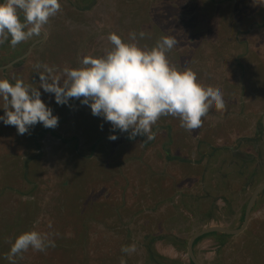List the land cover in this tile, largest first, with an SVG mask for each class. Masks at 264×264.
Here are the masks:
<instances>
[{
  "label": "rangeland",
  "instance_id": "rangeland-1",
  "mask_svg": "<svg viewBox=\"0 0 264 264\" xmlns=\"http://www.w3.org/2000/svg\"><path fill=\"white\" fill-rule=\"evenodd\" d=\"M60 3L61 10L43 29L46 41L36 45L25 60L0 70V79L13 83L22 79L26 85L38 87L36 64L79 67L83 57L102 56L111 49L107 37L113 32L128 42L129 33L136 32V42L148 48L161 37L171 36L177 43L167 53L169 62L180 71L197 69L201 84L220 89L226 108L210 109L202 118V127L194 132L185 131L177 118L168 116L153 127L156 135L150 141L142 137L131 140L118 130L105 132L109 134L100 138L98 132L111 129L110 123L93 116L90 107L78 100H71V107L59 105L54 94L40 88L41 99L59 117L56 128L37 124L30 134L19 135L16 127L0 121V179L13 180L10 172L18 174L28 155H39L37 173L31 181H24L19 191L14 183L0 186V202L8 206L1 204L0 223L11 225L9 235L14 236L30 230L51 234L54 228L63 242L55 247L68 248L74 242L97 260L110 247L116 250L115 257L122 246L135 244L136 251L128 255L131 264H147L144 237L149 235L154 238L155 264H189L181 241L187 242L206 226H241L250 196L264 181V131L260 128L264 112V6H253V0ZM191 27L193 33L197 29L196 42L186 40L185 30ZM209 28L213 39L206 38ZM140 32L150 39L140 41ZM27 46L28 42L2 48L0 64L11 61ZM96 119L103 122V130L98 124L91 127ZM110 134L118 139L110 141ZM228 147L248 151L251 161L221 152L210 158L212 148L226 152ZM255 204L250 223L261 231L264 192ZM246 230L234 235L239 247L233 244L229 260L244 254L245 242L251 244L253 253L249 256H262L260 249L253 250L256 235ZM169 235L178 237L179 246ZM216 244L213 236L197 244L196 254L202 263L219 260ZM77 254L84 255L79 250ZM47 259L46 252L29 249L18 264H47Z\"/></svg>",
  "mask_w": 264,
  "mask_h": 264
},
{
  "label": "clouds",
  "instance_id": "clouds-1",
  "mask_svg": "<svg viewBox=\"0 0 264 264\" xmlns=\"http://www.w3.org/2000/svg\"><path fill=\"white\" fill-rule=\"evenodd\" d=\"M253 6H264V0H253ZM61 10L60 0H0V44L11 37V47L33 37L42 30ZM20 13L23 14V20ZM145 37L144 32L139 38ZM111 49L102 56H85L76 68L48 64H36L40 76L38 87L26 85L22 79L15 83L0 79V99L4 115L0 121L14 126L19 135L30 134L37 124L56 128L59 117L41 99L40 88L54 94L59 105L78 100L90 107L93 116L111 124V131L127 133L135 140L155 138L153 127L162 117H174L185 131L194 132L202 127L209 110L223 111L226 103L219 88L204 86L197 74L190 70L180 71L172 65L167 53L175 46L174 37L163 36L151 47H141L137 33H129L125 41L119 34L107 37ZM42 69V70H41ZM103 130V124L100 125ZM110 141L118 136L110 134ZM52 227L51 223L48 225ZM56 246L50 233L30 230L18 235L6 255L9 264H17V257L29 249L46 252ZM136 245H125L121 252L131 255ZM120 264H127L123 256Z\"/></svg>",
  "mask_w": 264,
  "mask_h": 264
},
{
  "label": "trees",
  "instance_id": "trees-1",
  "mask_svg": "<svg viewBox=\"0 0 264 264\" xmlns=\"http://www.w3.org/2000/svg\"><path fill=\"white\" fill-rule=\"evenodd\" d=\"M195 31L197 32V29H195ZM185 32H186V35H185L186 40H188L190 42H196L197 33L192 32V27L189 30L188 29L185 30ZM205 33H206V38H209V39L215 38L213 36L214 33L211 30V28H209V30L206 31ZM145 37H148V36L145 34ZM144 38L139 39V40L140 41L144 40ZM148 38L150 39V37H148ZM27 50H28V46L26 48H24L23 52H26ZM196 52H197L196 49L193 50L194 54ZM192 71H195L197 74V78H199V76H198L199 73L197 72L198 70L194 69ZM93 121L94 122H92V121L91 122L95 126L91 123V127L97 128V124H98V128H99L100 125L103 124V122L100 121V119H96V121L95 120H93ZM110 130L111 129L106 127L105 130H103V132H98L99 137L101 138V136L104 137L106 134H109V133H106V134H104V133L109 132ZM96 134H97V131H96ZM96 134H93V135L96 136ZM37 147H38V145H37ZM220 148H222V147H220ZM216 149L212 148L210 150V152H209L210 158L213 157V154L215 156L216 154H218L220 152L224 153V154L229 153V154L234 155L236 157L242 156V157L247 158L246 154L244 152H241L239 147H230L228 149V151H226V152H224L222 149H219L217 152ZM93 150H95V147H93ZM38 157H39V155H28L25 158V160L23 161V167L24 168L22 167V169H20V171H18V174L16 172H10V175L15 177V178L13 180H10V181H5L4 179H0V186L3 185L5 187H7V186H11V184L14 183L17 185V190L19 191L20 188L24 186V184H23V183H25L24 181H27V180L31 181V178H33L35 176V174L37 173L38 166H39V163L37 161ZM250 177H251V175L247 176V178H250ZM5 193H7V195H9L8 191H6ZM80 198H84L83 195L80 196ZM1 204L3 206H5V208L8 207L4 202L3 203L0 202V210L2 209ZM255 207H256V204H255L254 208ZM60 208H62V204H61ZM253 211H254V209H253ZM0 219H1V217H0ZM243 219H244V213L241 216V223L243 222ZM78 227H80V226H78ZM10 229H12L11 225L7 226V225L0 223V260H1L0 264H9V261L5 257L7 255V253L10 251L11 243L14 242L15 238L17 237V235H15V236L9 235ZM49 230H51V229L49 228ZM53 230H54V228H53ZM53 230H51V234H52V238L55 240V244H57V245L62 244L63 242H62L61 238H59ZM250 230L253 232H251ZM248 232H249V234H252L253 236L256 235L254 238L255 244L253 245L254 246L253 250L254 251L257 250L259 252V249H260L262 252L261 257H258L257 253H255V256L253 254H252V256H251V254L249 256V253L252 252V250H251L252 248L250 247L251 244H246V242H245V243H243V247H244L243 249L246 250V248L248 247L249 251L244 250L243 251L244 254H242L241 257H237V259H234V260H229V252L233 248V244L237 248L239 246H238V243L236 242V236L226 235L225 233H210V234L201 236L195 242V245H194L195 246V252H196V246L201 240H203L204 238H206L208 236H213L217 242L216 253H217V257L219 260H217V258H216L214 261H212L213 263H211V264H221V262H222V264H237V263L238 264H244L245 261L246 260L248 261L249 258H251V259H250V261H248V264H264V229H262L261 231L260 230L256 231V227H254V226L252 227V221H251V223H250V225H249V227L245 233L248 234ZM78 235H79V233H76V237H78ZM169 236L172 238L171 241H173L174 245L179 246L178 245L179 242L177 241L178 237H176L174 235H169ZM67 238H68L67 235H65V240ZM144 239H147L145 246L147 248L148 255H149L147 257L148 261L146 260V262H147V264H152V263L155 264L154 262H158V261H155L157 259V255H156L157 253H156V249L153 247L154 238L149 237V235H146L144 237ZM234 241H235V243H234ZM181 242H182V245H180V246H183L184 248L187 249L188 240H187V242H186V240L185 241L182 240ZM77 245L78 244H75L74 242H72V244L69 245L68 248L66 245L64 248H60L61 246L60 247L59 246L54 247V248H51V247L48 248V250L46 251V256H48L47 264L50 262H54V260H57L58 264H120V259L122 256L126 260L127 264H131V259L129 258V256L122 253L120 250H117L118 254H116L115 257H112L116 251V250L112 249L113 247L108 248L107 251H105L103 253L102 257L99 260H97V259L90 258V256H88V254L85 253V251H84L85 248L84 247H78ZM62 246H64V245H62ZM58 250H61V251L59 252ZM78 250L81 253H83L84 255H80V254L76 255V253H78ZM22 255H24V253ZM58 256H59V258H57ZM60 256L63 258L65 257V259L62 261ZM79 257H82V258H79ZM21 259L22 258L17 257V264L19 263V261ZM160 264H163V261H160ZM189 264H194V263L189 259Z\"/></svg>",
  "mask_w": 264,
  "mask_h": 264
},
{
  "label": "water",
  "instance_id": "water-1",
  "mask_svg": "<svg viewBox=\"0 0 264 264\" xmlns=\"http://www.w3.org/2000/svg\"><path fill=\"white\" fill-rule=\"evenodd\" d=\"M42 33L44 34V37L40 40H37L36 42H34L30 49L23 55L15 58L13 61H11L9 64L7 65H2L0 66V69H7L10 66H13L14 64L26 59L30 53L32 52L33 47L35 46V44L41 42L44 38H46V32L44 30H42ZM262 126L264 128V112L262 115ZM264 192V181L254 190V192L252 193V195L250 196L247 204H246V208H245V212H244V219L243 222L241 224V226L237 227V228H230L227 226H223V225H210V226H206L198 231H196L195 233H193L187 243V255L189 257V259L194 263V264H203L201 262V260L198 258L196 252H195V242L198 238H200L201 236L210 234V233H214V232H221V233H225L228 235H239L241 233H243L251 220V215H252V211L254 208L255 203L257 202L260 194Z\"/></svg>",
  "mask_w": 264,
  "mask_h": 264
},
{
  "label": "flooded vegetation",
  "instance_id": "flooded-vegetation-1",
  "mask_svg": "<svg viewBox=\"0 0 264 264\" xmlns=\"http://www.w3.org/2000/svg\"><path fill=\"white\" fill-rule=\"evenodd\" d=\"M20 16H21V19L23 20V14L22 13H20ZM46 32V31H45ZM46 34H47V32H46ZM35 36H33V37H31V38H29V39H27V40H25L24 42H22V43H20V44H18V45H20V46H24L25 44H27V42H28V50L30 49V47H31V45L34 43V42H36L37 40H40V39H42L43 37H44V34L42 33V36L40 37V38H36V39H33ZM46 37H47V35H46ZM46 39L47 38H44L41 42H39V43H37V44H35V46L34 47H36V45H39L40 43H42L43 41H46ZM10 40H11V37H9V40L8 41H6L4 44H0V50L2 49V48H4V49H6V48H9V47H11V44H10ZM17 45V46H18ZM34 47H33V49H34ZM13 47H11V49H12ZM25 47H22V51H23V49H24ZM33 49H32V51H33ZM27 50V51H28ZM26 51V52H27ZM1 52V51H0ZM26 52H21L20 54H18L17 55V57H19V56H21V55H23V54H25ZM32 53V52H31ZM30 53V54H31ZM17 57H15V58H17ZM14 58V59H15ZM14 59H12L11 61H13ZM25 60V59H24ZM11 61H9V62H6L5 64H0V66H2V65H7V64H9ZM23 61V60H22ZM21 62V61H20ZM20 62H18V63H20ZM18 63H16V64H18ZM16 64H14V65H16ZM13 65V66H14ZM13 66H10V67H13ZM10 67H8V68H10ZM7 68V69H8ZM0 70H6V69H0ZM0 112H1V115H4V109H1L0 108ZM263 115V114H262ZM261 120H262V117H261ZM261 125H262V121H261ZM260 125V128L264 131V128H263V126H261ZM230 147H228V149H229ZM246 156H247V161H251V159H252V154L251 153H249L248 151H246ZM263 193V192H262ZM261 193V194H262ZM260 194V195H261Z\"/></svg>",
  "mask_w": 264,
  "mask_h": 264
},
{
  "label": "crops",
  "instance_id": "crops-1",
  "mask_svg": "<svg viewBox=\"0 0 264 264\" xmlns=\"http://www.w3.org/2000/svg\"><path fill=\"white\" fill-rule=\"evenodd\" d=\"M255 206V205H254ZM254 209V208H253ZM253 212V211H252Z\"/></svg>",
  "mask_w": 264,
  "mask_h": 264
}]
</instances>
